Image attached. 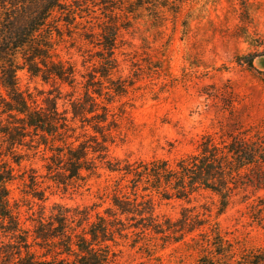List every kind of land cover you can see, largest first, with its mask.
Returning a JSON list of instances; mask_svg holds the SVG:
<instances>
[{
  "label": "trees",
  "instance_id": "16d2710c",
  "mask_svg": "<svg viewBox=\"0 0 264 264\" xmlns=\"http://www.w3.org/2000/svg\"><path fill=\"white\" fill-rule=\"evenodd\" d=\"M85 1L0 0V264H113L115 246L130 229L123 219L136 220L143 233L168 234L176 243L200 231L202 239L193 237L191 242L203 253L202 264H264V248L237 257L218 225L199 220L207 219L205 214L186 211L176 224L157 221L153 200L191 202L208 193L217 198V214H223L240 191L264 192V135L251 136L242 128L220 137L207 134L195 152L174 161L110 157V106L127 90L114 78L123 28L116 12L137 15L146 6L143 0H120L118 7L102 3L108 21L93 33L99 65L84 84L83 96L72 97L67 109L58 107L60 86L42 105L21 91L18 73L23 70L45 83L74 89L76 69L59 58L57 38L64 28L79 25ZM164 1L170 0L154 2L160 8ZM24 149L41 153L45 179L65 189L89 176L101 177V171L108 173L109 207L93 214L90 207L55 205L48 215L43 209L39 219H31L30 229L24 227L10 202V185L21 176L16 167L26 158ZM39 178H30L27 187L43 201ZM248 214L264 230V194L255 197Z\"/></svg>",
  "mask_w": 264,
  "mask_h": 264
},
{
  "label": "rangeland",
  "instance_id": "374dc122",
  "mask_svg": "<svg viewBox=\"0 0 264 264\" xmlns=\"http://www.w3.org/2000/svg\"><path fill=\"white\" fill-rule=\"evenodd\" d=\"M154 1L143 0L146 9L137 15L125 17L124 10L116 12L123 28L114 78L127 90L110 106V157L131 162L174 161L195 152L207 134L220 137L242 128L251 136L264 135V0H170L160 8ZM104 2L120 6V0L85 1L79 25L64 28L63 36L57 38L59 58L76 69L74 89L45 83L27 70L18 73L19 87L32 101L42 105L48 93L56 95L60 86L58 107L63 111L72 97L83 96L84 84L99 65L100 49L93 33L108 21ZM22 153L26 158L16 167L21 176L10 185V202L24 227L30 229L31 219H39L43 209L48 215L55 205L90 207L93 214L109 207L108 173L101 171V177L89 176L65 189L45 179L41 153L28 149ZM37 175L43 201L27 187ZM263 194L242 190L223 214H217V198L208 193L191 202L154 196V212L164 225L176 224L186 211L205 214L207 219L199 220L209 227L218 225L239 257L264 248V230L248 214L255 197ZM123 220L130 229L115 246L113 264H202L203 253L191 242L193 237L202 239L200 231L176 243L168 234L143 233L136 220Z\"/></svg>",
  "mask_w": 264,
  "mask_h": 264
}]
</instances>
